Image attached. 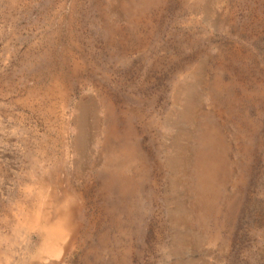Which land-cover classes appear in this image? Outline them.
I'll return each instance as SVG.
<instances>
[{"label":"rangeland","instance_id":"1","mask_svg":"<svg viewBox=\"0 0 264 264\" xmlns=\"http://www.w3.org/2000/svg\"><path fill=\"white\" fill-rule=\"evenodd\" d=\"M37 216L60 264H264V0H0V255Z\"/></svg>","mask_w":264,"mask_h":264},{"label":"bare ground","instance_id":"2","mask_svg":"<svg viewBox=\"0 0 264 264\" xmlns=\"http://www.w3.org/2000/svg\"><path fill=\"white\" fill-rule=\"evenodd\" d=\"M68 222L69 219L65 218L64 221H61V223H54L55 225H52L47 221L42 223L41 219H38L37 216V219L34 220L33 222L22 224L21 229H17L16 231L17 235L19 236V242L17 243L16 251L10 253V251L13 249L12 247L8 253L2 252V254L0 255V264H60L62 263L66 256V253L68 252V248L70 245V238L72 235V231H71L72 228L69 227V225H66L68 224ZM39 225L42 226L39 227ZM35 231H37V233L39 234V243L37 244L36 248L33 251H31L29 248L30 237L32 232ZM6 251L8 250L6 249Z\"/></svg>","mask_w":264,"mask_h":264}]
</instances>
